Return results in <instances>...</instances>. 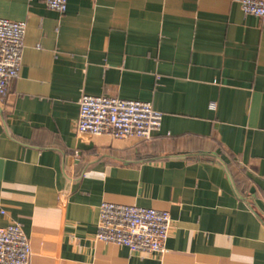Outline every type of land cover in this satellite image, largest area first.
I'll list each match as a JSON object with an SVG mask.
<instances>
[{"label":"crops","instance_id":"obj_1","mask_svg":"<svg viewBox=\"0 0 264 264\" xmlns=\"http://www.w3.org/2000/svg\"><path fill=\"white\" fill-rule=\"evenodd\" d=\"M0 18L27 23L0 101V225L22 226L32 264H264V19L239 0H0ZM82 95L150 102L161 129L79 133ZM105 201L169 211L166 251L98 240Z\"/></svg>","mask_w":264,"mask_h":264},{"label":"built area","instance_id":"obj_2","mask_svg":"<svg viewBox=\"0 0 264 264\" xmlns=\"http://www.w3.org/2000/svg\"><path fill=\"white\" fill-rule=\"evenodd\" d=\"M246 14L264 19V0H239ZM64 13L68 0H45ZM27 30L26 21L0 18V101L18 77ZM163 113L152 103L115 96L82 95L77 131L114 139L150 140L162 126ZM3 213V212H2ZM172 227L169 211L105 201L100 206L98 240L125 246L136 253H163ZM30 239L19 223L0 225V264H32Z\"/></svg>","mask_w":264,"mask_h":264}]
</instances>
